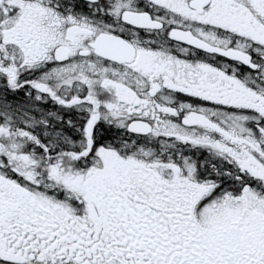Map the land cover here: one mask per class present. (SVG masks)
Wrapping results in <instances>:
<instances>
[{
	"label": "snow or ice",
	"instance_id": "snow-or-ice-1",
	"mask_svg": "<svg viewBox=\"0 0 264 264\" xmlns=\"http://www.w3.org/2000/svg\"><path fill=\"white\" fill-rule=\"evenodd\" d=\"M0 264H264V0H0Z\"/></svg>",
	"mask_w": 264,
	"mask_h": 264
}]
</instances>
